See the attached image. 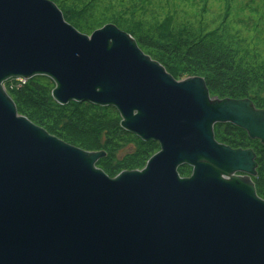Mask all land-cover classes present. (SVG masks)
<instances>
[{
    "label": "water",
    "instance_id": "95a60500",
    "mask_svg": "<svg viewBox=\"0 0 264 264\" xmlns=\"http://www.w3.org/2000/svg\"><path fill=\"white\" fill-rule=\"evenodd\" d=\"M34 77L59 106L112 107L159 151L110 178L96 165L104 151L18 114L4 84ZM216 124L264 145V109L250 100L176 81L113 25L88 37L49 1L0 0V264H264L256 154L218 143Z\"/></svg>",
    "mask_w": 264,
    "mask_h": 264
},
{
    "label": "trees",
    "instance_id": "16d2710c",
    "mask_svg": "<svg viewBox=\"0 0 264 264\" xmlns=\"http://www.w3.org/2000/svg\"><path fill=\"white\" fill-rule=\"evenodd\" d=\"M194 24L197 28L187 24L172 33H165L163 29L161 36L150 39L139 36L133 28H120L133 36L141 52L159 63L173 79L200 77L211 96L249 99L257 109H264V58L259 51L250 45L253 55L242 51L240 43L225 30L207 31L201 26V17L196 18ZM5 89L18 114L48 134L83 151H104L106 156L96 165L109 177L121 171L141 170L159 150L156 143H143L123 131L119 115L112 107L74 102L57 105L51 98L53 84L45 77H34L24 84L10 80L5 83ZM215 140L232 149H253L257 175L252 180L258 197L264 200V145L249 140L242 130L229 124L216 127ZM123 143L134 144V148L118 158L117 152ZM178 173L189 177L190 169L181 166Z\"/></svg>",
    "mask_w": 264,
    "mask_h": 264
},
{
    "label": "rangeland",
    "instance_id": "374dc122",
    "mask_svg": "<svg viewBox=\"0 0 264 264\" xmlns=\"http://www.w3.org/2000/svg\"><path fill=\"white\" fill-rule=\"evenodd\" d=\"M46 1L57 7L65 23L88 37L106 25H113L129 36L131 35L120 26L133 28L139 36L150 39L161 36L163 29L165 33H172L187 24L197 28L194 21L201 17V26L207 31L225 30L236 43H240L242 51L251 53L250 46H253L264 58V0H228V3H225L226 0ZM226 4L229 5L228 9ZM186 78L188 77L175 80ZM119 148L118 158L133 150L134 144L123 143Z\"/></svg>",
    "mask_w": 264,
    "mask_h": 264
},
{
    "label": "flooded vegetation",
    "instance_id": "af4514ba",
    "mask_svg": "<svg viewBox=\"0 0 264 264\" xmlns=\"http://www.w3.org/2000/svg\"><path fill=\"white\" fill-rule=\"evenodd\" d=\"M209 96L210 97H214V96H211L210 94H209ZM219 124H216L215 126H214V128H213V131H214V137H215V129H216V127L218 126ZM226 124H223V125H220L221 127L222 126H225ZM244 132V131H243ZM245 133V132H244ZM246 134V133H245ZM249 139V138H248ZM250 140V139H249ZM252 141V140H251ZM242 150H245V149H242Z\"/></svg>",
    "mask_w": 264,
    "mask_h": 264
}]
</instances>
